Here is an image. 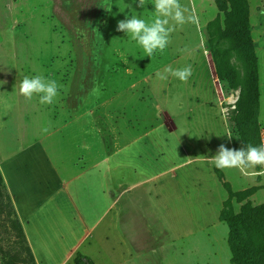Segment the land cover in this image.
Masks as SVG:
<instances>
[{
	"label": "crops",
	"instance_id": "crops-1",
	"mask_svg": "<svg viewBox=\"0 0 264 264\" xmlns=\"http://www.w3.org/2000/svg\"><path fill=\"white\" fill-rule=\"evenodd\" d=\"M191 52L152 73L160 104L155 124L142 119L134 125L132 112H124L123 126L117 127L114 117L102 127L95 90L78 93L76 108L63 102L57 116L22 114L20 101L10 97L0 103V178L35 264L72 262L76 254L94 261V254L113 253L122 243V261L177 248L181 240L220 223L224 184L232 193L252 186L253 172L217 168L209 159L220 145L233 147L226 127L207 122L214 114L197 110L211 108L212 95L215 101L219 97L207 75L206 97L193 93L203 86L193 71L211 68L187 57ZM187 65L192 67L187 82L157 76L169 66ZM102 219L105 224L94 233ZM118 228L130 229L131 238L117 236L112 248L110 230Z\"/></svg>",
	"mask_w": 264,
	"mask_h": 264
},
{
	"label": "rangeland",
	"instance_id": "rangeland-1",
	"mask_svg": "<svg viewBox=\"0 0 264 264\" xmlns=\"http://www.w3.org/2000/svg\"><path fill=\"white\" fill-rule=\"evenodd\" d=\"M234 1L229 5L227 0H180L187 10L185 16L193 19L175 27L163 52L148 57L135 41L116 29L119 20L133 15L151 22L154 0H146L143 9L137 7L138 0H0V103L10 97L15 104L20 101L22 114L32 112L39 117L53 111L57 116L64 109L63 102L71 101L76 108L78 93L87 95L95 90L100 94L95 102L101 101L102 127L114 117L117 127L123 126L124 112H132L134 125L142 119L145 124H155L160 104L158 86L151 85L152 73L179 53L192 51L187 57L211 68L205 72L200 66L193 71L192 78L203 83L193 93L206 97L211 90L206 86L208 77L214 80L219 97L215 101L212 95L211 108L203 105L197 110L214 114L207 122L218 129L226 127L233 148L257 146L258 128L264 127V0H244V10L241 0ZM232 6L238 13L230 15ZM241 31L248 36V43H243ZM40 74L62 86L52 104H41L35 95L28 100L19 92L24 77ZM69 91L73 95L68 96ZM86 95L85 104H90L93 100ZM258 169L259 165L245 169L253 172L255 179L240 201L224 184L221 214L226 206L236 213L245 203L264 204V181L254 174ZM257 189L262 193H253ZM12 219L0 187V264H29L19 234L11 227ZM104 224L102 219L94 233ZM126 231L110 230L108 245L114 248L120 236L131 238V230ZM81 244H77L78 251ZM116 248L109 254L99 251L94 261L76 255L83 264H231L227 227L221 215L220 223L181 240L174 249L122 261L125 243ZM74 258L72 262L43 264H74Z\"/></svg>",
	"mask_w": 264,
	"mask_h": 264
},
{
	"label": "clouds",
	"instance_id": "clouds-1",
	"mask_svg": "<svg viewBox=\"0 0 264 264\" xmlns=\"http://www.w3.org/2000/svg\"><path fill=\"white\" fill-rule=\"evenodd\" d=\"M146 5V0H138L137 7L143 9ZM152 5L154 6V19L151 22L133 15L130 18L125 17L119 20L116 29L135 41L148 57H152L156 51L163 52L170 43V36L175 27L182 26L193 19L192 16H185L187 10L180 4V0H154ZM164 73H157V76L160 79H167V74H170L182 82H187L192 75V67L187 65L183 68L172 69L169 66ZM61 87L56 80L47 79L40 74L31 78L24 77L19 85V92L28 100L35 95L39 96L41 104H52L58 97ZM44 131L47 132L48 129L45 128ZM228 137L231 138V134ZM209 159L217 168L243 170L257 165L264 166V144L259 147L248 145L240 149H230L222 144L217 149L216 155Z\"/></svg>",
	"mask_w": 264,
	"mask_h": 264
},
{
	"label": "trees",
	"instance_id": "trees-1",
	"mask_svg": "<svg viewBox=\"0 0 264 264\" xmlns=\"http://www.w3.org/2000/svg\"><path fill=\"white\" fill-rule=\"evenodd\" d=\"M229 5L235 3L234 0H227ZM240 1V0H239ZM245 8V1L241 0V8ZM244 10V9H243ZM238 13V10L232 6L230 15ZM245 12H243L244 14ZM246 16H243V21ZM240 31V30H239ZM241 39L243 43H248V36L244 37V31H241ZM249 46V45H248ZM250 57L252 56L251 48H248ZM258 146V137H257ZM0 187L5 195V198L9 204L13 219L11 220V227L14 229L20 237L23 243L24 249L27 254V262L29 264H35L31 255L30 249L25 241V237L21 230L20 224L15 216L12 206L9 201V197L4 191L2 181L0 178ZM246 191V190H245ZM239 191L231 193V196L238 199V201L244 198L243 192ZM229 194V193H228ZM221 219L227 227V245L230 250V263L231 264H264V204L256 206H250L245 203L241 205L238 212L233 213L230 209L224 207L221 214ZM80 255H76L74 258V264H83Z\"/></svg>",
	"mask_w": 264,
	"mask_h": 264
},
{
	"label": "built area",
	"instance_id": "built-area-1",
	"mask_svg": "<svg viewBox=\"0 0 264 264\" xmlns=\"http://www.w3.org/2000/svg\"><path fill=\"white\" fill-rule=\"evenodd\" d=\"M264 144V127L258 128V147ZM256 175L261 176L264 181V166H259V169L255 172Z\"/></svg>",
	"mask_w": 264,
	"mask_h": 264
}]
</instances>
